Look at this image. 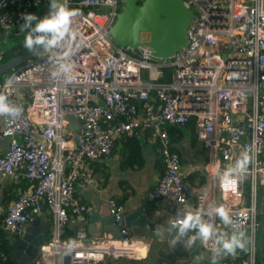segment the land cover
I'll return each mask as SVG.
<instances>
[{"label": "built area", "instance_id": "built-area-1", "mask_svg": "<svg viewBox=\"0 0 264 264\" xmlns=\"http://www.w3.org/2000/svg\"><path fill=\"white\" fill-rule=\"evenodd\" d=\"M39 1L0 0V38L20 33L21 14L30 13ZM183 1L193 12L186 44L172 58L159 60L146 46L120 48L112 40L109 32L123 0H62L81 12L73 18L70 46L53 50L51 61L46 53L41 63L18 75L12 71L0 82V94L23 108L17 117L0 116V135L8 140L0 176L29 184L9 205L0 228L18 238L34 215L51 218L50 240L39 248L35 264L136 257L135 248L126 244L130 236L124 207L114 199L108 209L120 238L86 243L87 234L80 230L65 239L70 218L90 211L76 196L88 185L89 163L105 160L118 140L131 137L159 145L165 169L149 197L175 204L170 228L176 229L178 212L223 206L233 225L225 227L215 218L216 229L243 231L247 251L219 264H264L258 263L262 227L264 235L258 219L259 187H264V0ZM69 47L65 61H59ZM60 62L70 63L72 71L51 76ZM24 89L30 92L26 107L18 94ZM191 124L208 156V185L189 201L182 159L168 131ZM244 152L252 158L247 171L225 175ZM201 246L212 253L215 245ZM0 260L8 262L5 253L0 252Z\"/></svg>", "mask_w": 264, "mask_h": 264}, {"label": "crops", "instance_id": "crops-1", "mask_svg": "<svg viewBox=\"0 0 264 264\" xmlns=\"http://www.w3.org/2000/svg\"><path fill=\"white\" fill-rule=\"evenodd\" d=\"M7 40H2L0 38V43L4 45V42ZM5 51V46L3 49H0V52ZM21 103L26 105V100L30 101V93L28 90H21L20 94ZM73 125V124H72ZM1 126V120H0ZM73 128L76 126L73 125ZM185 135H188L187 145L180 146V143L184 140ZM183 140L179 144H173L182 159V175L187 178L190 174L194 172H199L202 170V173L199 172L200 176H203L204 183L200 184V176L191 183H188L186 186L189 191V201H192L195 195L203 194L206 191L208 185V179L205 174V166L207 163V155L205 156V164L203 166L197 167L196 163V154L193 152V149L197 146L192 147L190 145L189 134L186 133ZM141 145H146V149L142 148L143 157L145 160V166L139 171L132 170H122L120 168L119 161V150L120 146L115 145L109 157L100 162H91L88 165L89 169V182L85 189L76 192V196L80 198L82 203H85L89 212H100L103 207L108 206L109 199L113 197H121L122 188L125 187L128 190L133 192V195L129 197L123 207H124V219L125 216L136 214L141 210H145V215L147 216V222L153 224L151 226H156V238L155 240H150L149 243L142 239H135L129 227V236L131 240V246L136 250L135 258H124L119 260H113L109 257L105 258L102 262L96 264H212V253L204 250L199 241L196 242L191 248H187V239L188 236L194 234L189 232L187 236L181 238L175 247L172 245V240L177 235L178 229H172L169 227V221L172 218L174 213L175 204L170 200H157L153 201L149 197L150 191L157 184L160 179V172L156 167V154L153 149L155 142H151L148 138L139 139ZM200 143V142H198ZM202 144V143H201ZM203 145V144H202ZM8 147V140L3 138L0 135V156L3 155ZM204 147V145H203ZM205 148V147H204ZM206 150V149H205ZM104 170L107 171L104 172ZM108 175L106 181H104V175ZM18 179V178H17ZM16 179L4 178L0 176V196L2 199L0 201V214L5 213L6 211L2 208L1 203L3 201V190L13 186ZM17 196L20 192L19 189L16 191ZM259 217H264V187H259ZM188 201V204H189ZM36 220L39 228H46V232L43 234L44 243L37 248L36 255L32 259L31 264H35L39 256V248L49 242L51 236V218L46 214L42 213L40 215H34L24 226L25 228L31 224L33 220ZM133 221L135 220L132 219ZM260 222V221H259ZM89 225V216L84 214L82 218H77L75 216L70 218V221L67 226L65 239H71L76 236L77 232L84 230L87 234V239L85 242L94 241L100 239L104 236L110 237V234H105L103 232H98L95 234L88 232ZM220 232H227L229 234L232 231L220 228L217 229ZM10 238L11 243L21 239L23 237ZM263 240H264V235ZM112 237V236H111ZM259 239V249L264 247V241ZM162 246L161 249L159 247ZM13 257H14V251ZM226 258V257H224ZM224 258H219L217 264ZM15 262V259H14Z\"/></svg>", "mask_w": 264, "mask_h": 264}, {"label": "water", "instance_id": "water-1", "mask_svg": "<svg viewBox=\"0 0 264 264\" xmlns=\"http://www.w3.org/2000/svg\"><path fill=\"white\" fill-rule=\"evenodd\" d=\"M193 12L183 0H123L122 9L109 34L120 48H137L146 46L155 59L172 58L186 44V31ZM47 54L41 49L39 53H27L0 65V76L8 71L17 75L28 65L41 63ZM28 90V89H24ZM19 90V93L20 94ZM29 92V90H28ZM30 93V92H29ZM18 98V96H17ZM69 122L77 126L74 116H67ZM2 196H0V201ZM88 232H103L113 238H120V233L109 213L108 206L100 212H88ZM135 220L133 221L132 219ZM125 225L129 227L135 239L149 243L156 238V226L147 222L145 210L125 216ZM34 219L25 228L21 239L12 242L15 264H31L37 248L44 243L46 228H39ZM89 243V242H86ZM126 244L130 245L131 240ZM162 246L159 247L161 249Z\"/></svg>", "mask_w": 264, "mask_h": 264}, {"label": "clouds", "instance_id": "clouds-1", "mask_svg": "<svg viewBox=\"0 0 264 264\" xmlns=\"http://www.w3.org/2000/svg\"><path fill=\"white\" fill-rule=\"evenodd\" d=\"M108 4H114L115 0H106ZM81 15L79 9L68 8L66 3L60 0H48V12L45 16L39 17L35 13H22L19 25L20 33L24 34L23 47L31 53L43 52L49 53L50 61L53 57L50 55L53 50L61 48L75 39L72 31L73 18ZM70 47L59 56V61H65L70 54ZM72 71L70 63L60 62L58 72H52L51 76L59 73L68 74ZM23 108L19 105L11 104L5 95L0 94V116L9 114L11 117L21 115ZM251 157L247 152L241 154V158L237 159L235 165L227 169L225 175L233 173H244L247 171L251 162ZM205 216L210 219H205ZM177 218L173 224L178 229L177 235L172 240L175 247L177 242L194 231V234L188 236L187 248H191L199 241L202 245H207L210 241L214 243L212 248V264H217L219 258L227 256H235L237 249L245 250L247 241L243 231H233L231 234L220 232L214 225L215 218H219L225 227L233 225V220L229 211L223 206L210 205L207 210L198 209L195 212L185 210L182 214L177 213Z\"/></svg>", "mask_w": 264, "mask_h": 264}, {"label": "trees", "instance_id": "trees-1", "mask_svg": "<svg viewBox=\"0 0 264 264\" xmlns=\"http://www.w3.org/2000/svg\"><path fill=\"white\" fill-rule=\"evenodd\" d=\"M48 12V0H40L36 6H32L30 8V13H35L39 17H43ZM12 36L11 42H8V38ZM4 42L5 51L9 52V55L6 54L4 51V54L2 58L0 59V65L8 62L9 60L13 58H17L21 55L29 53L27 49L23 47V39L24 34L23 33H12ZM3 40V39H2ZM12 71H8L2 76H0V82H2ZM165 72H168L165 70ZM189 134V140L190 145L192 147L198 145V141L196 140V135L194 132L193 125H187L183 128H171L169 129V138L172 144H179L186 133ZM116 145L120 146V150L118 153L119 161H120V168L122 170H132V171H139L145 166V160L142 153V145L138 138L131 137V138H122L116 142ZM204 148V147H203ZM153 149L156 154V167L160 172V177L164 173V162L163 159L160 156L159 152V145L156 143L153 145ZM176 149L174 148V151ZM204 152H206L204 148ZM104 172L107 173L106 170ZM104 175V181H106V178H108V175ZM200 176L199 172H194L190 174L186 181L188 183L193 182ZM14 185L10 186L9 188H6L3 190V201L1 203L2 208L6 211L11 203L14 202V200L17 197V190L19 189L22 192H25L29 188V184L27 181L22 180L20 178L16 179L14 181ZM204 178L203 176H200V184L203 185ZM133 195V192L128 190L127 188H122V195L121 197H113V199L116 201L118 205H124L125 201ZM7 212V211H6ZM5 213L0 214V226L3 223V220L6 216ZM10 238H14L9 235L8 232H5L3 229L0 228V252L5 253V255L8 258V262H14L12 247H11V240ZM245 250L237 249L236 253H240L242 256L246 254ZM231 257V256H228ZM264 261V247L258 250V263H262ZM8 262L0 260V264H8Z\"/></svg>", "mask_w": 264, "mask_h": 264}, {"label": "rangeland", "instance_id": "rangeland-1", "mask_svg": "<svg viewBox=\"0 0 264 264\" xmlns=\"http://www.w3.org/2000/svg\"><path fill=\"white\" fill-rule=\"evenodd\" d=\"M62 0H60L61 2ZM8 42H11L12 40V36H10L8 39ZM4 48V45H2L0 43V49H3ZM27 103L29 102V100H26ZM186 133V132H185ZM186 143H188V135H185V138L184 140L180 143V146L182 145H187ZM146 145H143V149H146ZM193 152L196 154V163H197V167L199 166H203L205 164V156L207 155L206 152H204V148H203V145L201 143H199L194 149H193ZM200 173H202V170H199ZM259 221L262 223V226L264 225V217L261 216L259 217ZM262 233H263V227L259 229V239L260 241L263 240V236H262ZM264 241V240H263ZM264 244V243H263Z\"/></svg>", "mask_w": 264, "mask_h": 264}]
</instances>
